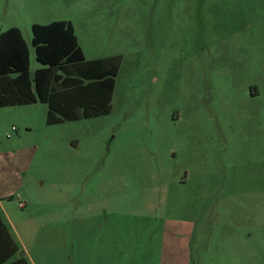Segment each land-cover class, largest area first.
Here are the masks:
<instances>
[{
  "label": "rangeland",
  "instance_id": "rangeland-1",
  "mask_svg": "<svg viewBox=\"0 0 264 264\" xmlns=\"http://www.w3.org/2000/svg\"><path fill=\"white\" fill-rule=\"evenodd\" d=\"M121 55L109 114L0 107V216L30 264H264V0H0Z\"/></svg>",
  "mask_w": 264,
  "mask_h": 264
},
{
  "label": "trees",
  "instance_id": "trees-1",
  "mask_svg": "<svg viewBox=\"0 0 264 264\" xmlns=\"http://www.w3.org/2000/svg\"><path fill=\"white\" fill-rule=\"evenodd\" d=\"M32 46L41 67L31 71L30 48L13 26L0 32V107L48 105L47 124L109 114L122 56L87 60L69 20L32 25ZM0 216V264H30Z\"/></svg>",
  "mask_w": 264,
  "mask_h": 264
},
{
  "label": "crops",
  "instance_id": "crops-1",
  "mask_svg": "<svg viewBox=\"0 0 264 264\" xmlns=\"http://www.w3.org/2000/svg\"><path fill=\"white\" fill-rule=\"evenodd\" d=\"M13 27V26H12ZM23 36H24V38H25V40H26V42H27V44L29 45V41H28V39H27V37L23 34ZM30 41H31V43H32V37H31V39H30ZM80 44V43H79ZM82 47V46H81ZM30 48V47H29ZM82 49H83V47H82ZM83 51H84V49H83ZM30 62H31V51H30ZM36 70V69H35ZM34 70V71H35ZM7 113H10V112H6V111H0V115L1 114H7ZM10 229V228H9ZM10 231H11V229H10Z\"/></svg>",
  "mask_w": 264,
  "mask_h": 264
}]
</instances>
